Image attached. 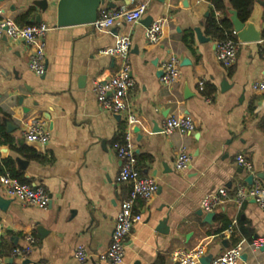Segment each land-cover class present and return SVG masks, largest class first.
Masks as SVG:
<instances>
[{
  "label": "crops",
  "instance_id": "obj_1",
  "mask_svg": "<svg viewBox=\"0 0 264 264\" xmlns=\"http://www.w3.org/2000/svg\"><path fill=\"white\" fill-rule=\"evenodd\" d=\"M125 1L104 0L99 9L146 4L142 18L99 28L93 23L58 26V0H0L1 16L21 25L49 26L42 76L29 70L31 50L25 43L0 38V161L10 160L25 183L42 186L50 197L46 208L25 205L6 195L0 184V196L7 202L0 206V264H107L119 203L130 191L129 183L119 179L116 155L128 125L125 114L99 105L92 82L106 80L122 64L110 51L120 38L130 41L127 56L135 84L128 103L136 117V168L157 183L150 200L134 203L142 220L126 238L121 264H177L171 258L174 250L198 246L205 248L203 258H214L237 245L242 248L238 264H264V244L259 250L251 247L256 238L264 242L263 208L252 199L240 205L230 200L216 207L208 222L200 207L206 193L219 187L233 195L239 185H264V92L251 87L264 76L263 45L259 40L241 43L235 35V58L224 66L214 57L217 38L205 33L212 8L208 0ZM223 1L230 20L229 10L235 9ZM251 14L262 39L264 4L255 2ZM36 15L39 22H28ZM146 17L166 18L164 36L156 44L146 40ZM196 27L209 41H198ZM169 55L177 57L180 73L171 86L160 80L161 63ZM169 115H189L195 130L164 134L162 123ZM33 118L42 119L50 131L40 152L22 136ZM181 145L191 161L176 171ZM238 155L250 169L236 162ZM4 174L10 175L0 176ZM164 217L166 233L158 230ZM27 235L34 237L32 244ZM78 245L86 253L82 262L74 257ZM16 248L29 252L15 254Z\"/></svg>",
  "mask_w": 264,
  "mask_h": 264
},
{
  "label": "built area",
  "instance_id": "obj_2",
  "mask_svg": "<svg viewBox=\"0 0 264 264\" xmlns=\"http://www.w3.org/2000/svg\"><path fill=\"white\" fill-rule=\"evenodd\" d=\"M146 10V4H140L132 8L121 7L98 9L97 18L93 22L96 27L106 28L114 25L118 21L126 23L138 22ZM218 16V12L215 14ZM166 27V18L160 17L153 20L145 30L146 40L150 44L158 43L164 36ZM49 26L45 23H33L21 25L11 18L0 15V38L6 37L12 41H21L30 48L28 61L29 70L36 76H42L45 73V35ZM232 34L236 35L232 30ZM263 45L264 37L259 40ZM238 41L227 37L216 39L213 42V53L215 59L222 65H230L236 55ZM130 41L127 38H120L116 45L111 49V53L119 55L122 58V64L118 70L106 80L96 79L92 82V90L95 93L96 100L104 109L117 114H125L127 131L123 142L117 145L116 155L120 162L119 179L122 182L129 183L130 191L124 199L120 200L119 209L115 217L114 227L111 234V243L106 252L105 259L107 264H121L125 254V242L128 234L135 224L142 220L141 214L134 211V203L137 199L143 201L150 200L157 191V183L151 176H144L136 168V157L134 151V142L132 127L136 122L135 115L131 112L129 106L128 94L134 87V79L131 76V67L128 62V52ZM178 59L175 55H169L161 63L162 75L161 82L164 85L171 86L179 78ZM202 85V82L199 83ZM255 90L264 92V76L251 83ZM195 130V125L189 115H169L162 123V131L169 135L174 132L180 135L190 134ZM22 136L27 142H39L46 144L50 138V131L40 118H33L29 121L22 131ZM191 161V156L186 147L181 145L174 161V169L182 171L186 169ZM236 162L250 169V163L243 155L236 157ZM0 184L3 192L20 201L25 205H32L39 208H46L50 197L48 192L39 185H30L22 183L17 178L8 174L0 176ZM252 199L259 207L264 209V185L256 181L252 186L239 185L233 195H230L225 187H219L206 193L200 202V207L204 212H211L216 207L227 201H233L240 205L244 200ZM26 240L32 244L35 239L27 235ZM264 242L261 238L252 241L253 250H259ZM29 248L13 250V253L26 255ZM242 253L241 246L232 247L221 255L212 258L209 264H238ZM205 254V248L198 246L193 249H176L171 253V258L177 264H197ZM76 260L82 262L86 258L85 249L78 245L74 251ZM31 264H46L43 261H37Z\"/></svg>",
  "mask_w": 264,
  "mask_h": 264
},
{
  "label": "water",
  "instance_id": "obj_3",
  "mask_svg": "<svg viewBox=\"0 0 264 264\" xmlns=\"http://www.w3.org/2000/svg\"><path fill=\"white\" fill-rule=\"evenodd\" d=\"M127 1V0H126ZM125 1V2H126ZM257 4L263 5L264 0H257ZM104 4V0H58L56 5V24L58 26H70L76 24H92L96 18L100 5ZM46 6L45 1H43V8ZM110 8H113V4L108 5ZM230 21L233 26V30L236 33L237 40L241 43L245 42H255L260 40L262 32L260 29H257L255 26V14L249 15L248 19L241 21L238 18V14L235 10H229ZM206 16L208 13L205 14ZM39 22L40 16L36 15L29 19L28 22ZM152 22L151 17H146L143 24H149ZM148 25V26H149ZM194 33L199 42L209 41V38L204 36L200 27L194 28ZM162 72V71H161ZM222 84V88H224ZM137 131V128L134 129ZM21 144V141H18ZM27 142V141H26ZM28 145L34 147L37 151H42L43 145L39 142H27ZM251 176L247 178V181H251ZM7 204L6 200L2 199L0 196V206L5 207ZM214 213L207 212L205 215V221L210 222ZM167 217H164L159 222L158 230L163 232H168V227H166ZM212 257L201 258L200 262L203 264H208Z\"/></svg>",
  "mask_w": 264,
  "mask_h": 264
},
{
  "label": "trees",
  "instance_id": "obj_4",
  "mask_svg": "<svg viewBox=\"0 0 264 264\" xmlns=\"http://www.w3.org/2000/svg\"><path fill=\"white\" fill-rule=\"evenodd\" d=\"M211 3V12L206 18L205 21V33L212 38H233L236 39L235 35L232 34V23L227 18V7L223 0H208ZM256 0H229V3L232 8H234L238 14V18L241 21H245L248 19L252 8L255 4ZM215 10L220 11L223 15L215 16ZM225 16V17H224ZM1 130V124H0ZM1 135V131H0ZM8 172L11 176L17 178L20 182L25 183L26 180L23 179L22 175L15 171L11 166V161L7 159H3L0 161V174Z\"/></svg>",
  "mask_w": 264,
  "mask_h": 264
}]
</instances>
